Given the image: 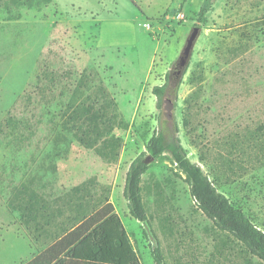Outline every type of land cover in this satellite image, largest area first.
<instances>
[{"label":"rangeland","instance_id":"rangeland-1","mask_svg":"<svg viewBox=\"0 0 264 264\" xmlns=\"http://www.w3.org/2000/svg\"><path fill=\"white\" fill-rule=\"evenodd\" d=\"M16 1L0 8V264H10L26 244L44 248L7 208L19 185L52 200L91 178L94 197L120 217L140 264H156L155 248L162 264H262L198 209L169 154L142 177L146 222L130 216L124 186L159 116L174 119L187 157L206 174L201 157L220 151L216 142L264 121V0H216L204 25L196 24L203 0ZM195 27L200 34L174 78L177 92L159 111L152 88L173 73ZM84 73L106 87L123 121L114 131L122 148L111 163L72 139L66 148L54 142ZM219 191L247 217L262 212L264 167Z\"/></svg>","mask_w":264,"mask_h":264},{"label":"trees","instance_id":"trees-1","mask_svg":"<svg viewBox=\"0 0 264 264\" xmlns=\"http://www.w3.org/2000/svg\"><path fill=\"white\" fill-rule=\"evenodd\" d=\"M16 2L40 6L51 0ZM215 2L202 1L196 14L197 25L207 23V15ZM0 5V8L9 9L10 0H0ZM90 78L89 73H84L71 91L62 113V131L55 136L54 142L66 148L72 139L111 163L118 158L122 148V140L114 135V131L122 127L123 121L106 87L101 82L93 84ZM179 84L169 71L164 83L152 88L159 111L168 103L167 99L175 96ZM193 96L185 101L186 105L191 104ZM158 119V128L147 142L146 151L131 162L126 173L124 197L130 216L141 223L146 222L142 177L152 161L167 153L186 177L190 196L198 209L218 230L231 235L264 264V232L219 191L220 187L243 177L251 168L264 166V121L253 128L229 133L216 142L220 151L211 159L201 157L208 168L206 174L200 165L187 157L174 119L162 120L160 116ZM94 185L95 179L91 178L52 200L25 183L13 191L7 201L8 210L18 215L19 224L28 238L36 246L41 243L44 247L28 264H140L120 217L107 200L94 197ZM153 255L156 264H162L158 248L153 250Z\"/></svg>","mask_w":264,"mask_h":264},{"label":"crops","instance_id":"crops-1","mask_svg":"<svg viewBox=\"0 0 264 264\" xmlns=\"http://www.w3.org/2000/svg\"><path fill=\"white\" fill-rule=\"evenodd\" d=\"M263 195H264V191H263ZM248 218L258 229L264 232V201H263L262 212L256 210L255 213L250 215ZM28 241L29 240L27 238V242ZM22 251H23L22 253H19L15 256L14 260L11 261L10 264H28L41 253L32 244L29 245L26 244V248H24V250Z\"/></svg>","mask_w":264,"mask_h":264},{"label":"water","instance_id":"water-1","mask_svg":"<svg viewBox=\"0 0 264 264\" xmlns=\"http://www.w3.org/2000/svg\"><path fill=\"white\" fill-rule=\"evenodd\" d=\"M199 34H200V29L198 27H195L192 33L190 34V36L188 37V39L186 40L184 47L181 51V54L179 55V57L175 62V67H174L175 70L172 73L175 79H178L182 76V72L190 60L192 50L194 48L196 40L199 37ZM169 109H171L170 106Z\"/></svg>","mask_w":264,"mask_h":264}]
</instances>
